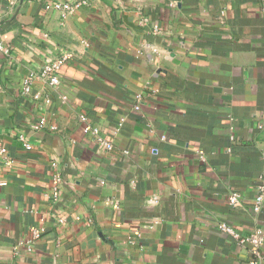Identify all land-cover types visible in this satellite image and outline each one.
I'll return each mask as SVG.
<instances>
[{
  "label": "crops",
  "instance_id": "obj_1",
  "mask_svg": "<svg viewBox=\"0 0 264 264\" xmlns=\"http://www.w3.org/2000/svg\"><path fill=\"white\" fill-rule=\"evenodd\" d=\"M0 42V264H248L220 225L264 231V0H0Z\"/></svg>",
  "mask_w": 264,
  "mask_h": 264
},
{
  "label": "built area",
  "instance_id": "obj_2",
  "mask_svg": "<svg viewBox=\"0 0 264 264\" xmlns=\"http://www.w3.org/2000/svg\"><path fill=\"white\" fill-rule=\"evenodd\" d=\"M86 2L84 1H77L73 4H62L58 3L55 5V8L60 10L64 13L65 16L68 14H73L75 11L79 10L83 5H85ZM0 51L4 52L6 55H9V51L3 46V44L0 42ZM68 61V57H64L60 61L46 65L42 70H40L37 73L31 74L25 81L23 89L26 94H29L31 92V86L33 85L34 81L36 79H42L46 80L48 84L51 87H56L59 85V72L61 71L62 67L66 64ZM36 100L40 99L39 95L35 96ZM66 100V98H63ZM136 111L140 110V107L138 105L134 108ZM44 120H42L43 122ZM82 121L86 123V120L82 118ZM37 128V127H36ZM85 132L91 135L96 143L99 146V151L102 154L109 153L113 151V145L109 142H106L101 138L99 135V130L96 127L90 126L89 124L85 125ZM20 141L24 144L25 149L31 150L32 147L30 144L26 142V140L21 137ZM8 157L9 152L8 149H6L2 141L0 139V158L5 161V164H8ZM53 167L57 168V164H53ZM5 184H1V186H4ZM61 185L62 180L59 175H56L54 178V190H53V198L54 200L59 198V195L61 193ZM229 202L231 205H236L241 202V195L239 193H233L231 194L229 198ZM253 212L256 215H259L263 209H264V181L262 184L258 187V193L256 194L254 200H253ZM63 223V221H60ZM221 232L224 234L230 236L233 238L236 243L245 250L247 255L248 264H264V231L261 228L254 229L251 233L243 234L234 229L232 226H229L226 223H223L220 225ZM44 233V230H31V238L28 243L29 250L32 246V243L36 240H39Z\"/></svg>",
  "mask_w": 264,
  "mask_h": 264
}]
</instances>
